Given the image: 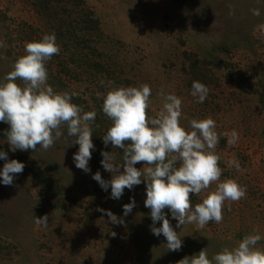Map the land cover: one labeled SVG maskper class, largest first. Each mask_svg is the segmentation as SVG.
Listing matches in <instances>:
<instances>
[{
  "label": "rangeland",
  "instance_id": "obj_1",
  "mask_svg": "<svg viewBox=\"0 0 264 264\" xmlns=\"http://www.w3.org/2000/svg\"><path fill=\"white\" fill-rule=\"evenodd\" d=\"M60 6L84 10L89 17L81 16L77 26L90 28L74 29L75 15L47 14ZM257 8L260 16L252 13ZM85 16L96 19L97 28L92 30ZM45 34H55L60 47L46 62L47 84L58 93H75L72 103L97 113L91 171L75 166L79 145L67 137L66 126L64 136L47 151L38 146L34 152H12L5 137L10 126L0 122V151L25 165L11 186L0 183V264H178L204 248L211 259L249 234H259L256 247L264 249V0H0V41L5 45L0 48V81L25 55L26 43ZM193 81L209 89L203 103L191 95ZM15 82L23 87V81ZM143 84L151 89L150 117L162 110L163 89L181 98L179 123L186 131L192 130L193 119L216 122L220 139L215 154L222 175L200 195L190 194L193 207L219 182L231 179L246 188L244 198L224 202L222 222L202 229L196 224L177 228L165 209L181 237L179 251H169L166 238L150 230L146 182L125 189L117 200L110 198V187L104 191L92 178L99 171L104 180L112 179L100 163L101 151L113 152L115 163L123 162V150L102 140L112 124L102 111L106 94ZM233 130L238 140L229 145L222 134ZM4 163L0 159V170ZM130 198L136 206L124 216ZM97 208L123 218L124 225L112 224ZM44 215L48 226L37 225L36 217Z\"/></svg>",
  "mask_w": 264,
  "mask_h": 264
},
{
  "label": "clouds",
  "instance_id": "obj_2",
  "mask_svg": "<svg viewBox=\"0 0 264 264\" xmlns=\"http://www.w3.org/2000/svg\"><path fill=\"white\" fill-rule=\"evenodd\" d=\"M255 16L261 12L252 9ZM230 14H233L230 12ZM0 41V48L4 47ZM60 53L55 34H45L41 40L28 42L25 55L18 58L13 70L0 81V122L10 127L5 132L10 150L33 152L39 146L47 151L56 140L64 136L73 137L72 144H78V151L73 161L78 169L89 173V161L95 145L92 141V125L97 113L84 112L72 103L75 93H58L47 84L46 62ZM23 81V87L15 81ZM209 89L201 82L193 81L191 95L203 103ZM159 95L164 103L162 110L153 118L147 113L150 106L151 89L147 84L139 87H121L110 90L103 101L102 111L112 121L107 133L102 136L105 146L123 150V162L115 163L113 152L101 151V165L112 173L111 180H104L99 171L92 178L104 191L111 188V199H120L125 189L146 182L145 207L150 209L152 234L166 238L169 251H179L182 240L166 217L168 209L176 227L196 224L202 229L209 222L219 224L223 220L225 201H239L246 195V188L234 180L219 182L214 192L207 194L193 207L190 194L200 195L211 184L220 181L222 169L215 154L220 136L216 131V122L212 118L190 121L191 131H186L179 123L182 115V100L174 94ZM228 137L229 145L238 140V133L233 130ZM71 144V145H72ZM0 159L5 160L0 170V183L11 186L14 178L22 174L25 165L15 159L8 160L7 153L0 151ZM147 167L138 169L137 163ZM179 163V166L177 164ZM239 170V163L232 161ZM123 167V172L120 168ZM143 169V170H142ZM136 206L134 198L123 205L124 216L129 215ZM107 215L112 224L124 225L123 218H118L110 210L97 208ZM48 215L35 219L37 225L48 226ZM162 221L160 227L156 223ZM113 237L116 236L112 232ZM259 234L246 235L238 246L225 247L209 259L206 248L198 255L185 256L178 264H264V249L257 248L261 240Z\"/></svg>",
  "mask_w": 264,
  "mask_h": 264
},
{
  "label": "trees",
  "instance_id": "obj_3",
  "mask_svg": "<svg viewBox=\"0 0 264 264\" xmlns=\"http://www.w3.org/2000/svg\"><path fill=\"white\" fill-rule=\"evenodd\" d=\"M77 1V0H76ZM69 8H65V6H60V7H56V13H55V9H48V15H51V16H53L54 17V15L56 14V16H57V13H60V14H63V15H65V16H67V17H69L70 19H71V17H74V15H75V20L77 19L78 21L75 23V25H76V27L74 28V29H76L78 32H80L83 28H85V29H89L90 28V26L88 25L87 27H84V26H82V27H80V26H77L78 24H80V25H82V20H81V16H83V15H87L88 17H89V14H85V12H84V10L83 11H79V12H71L70 10H68ZM85 19H87V20H89V21H91V23L93 24V27H92V30L94 29V28H97L96 27V24H97V20L96 19H94V18H87L86 16H85V18H84V21H86ZM73 21V20H72ZM56 28L57 29H55V31L58 33V34H60L61 33V27H60V25H57L56 26ZM80 42L78 41V43H77V45L79 44ZM85 112H87V111H85ZM96 124L94 123L93 125H92V127L93 126H95ZM93 133V132H92ZM109 147L111 148V144H109ZM94 151V150H93ZM94 152H92V154H93ZM143 163V162H142Z\"/></svg>",
  "mask_w": 264,
  "mask_h": 264
}]
</instances>
